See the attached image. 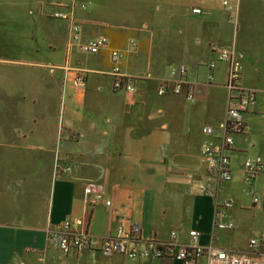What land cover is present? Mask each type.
Listing matches in <instances>:
<instances>
[{
    "label": "crops",
    "instance_id": "0c3cea01",
    "mask_svg": "<svg viewBox=\"0 0 264 264\" xmlns=\"http://www.w3.org/2000/svg\"><path fill=\"white\" fill-rule=\"evenodd\" d=\"M237 4L232 24L223 0H0V264H185L96 249L64 254L47 230L74 217L98 236L139 222L145 238L167 240L177 230L188 243L199 231L204 246L242 252L264 234V198L254 203L264 175L244 179L245 161L264 157V0ZM196 6L203 12L193 13ZM56 11L69 19L54 18ZM75 22L82 41L105 35L110 46L82 51L72 40ZM213 46L236 50L240 84L256 91L244 132L224 149L230 181H219L201 155L205 144L223 145L230 99L229 66ZM113 49L124 52V71L149 76L134 94L113 88ZM178 65L194 81L191 100L158 93ZM68 67L87 70L84 89L65 84ZM89 182L104 194L94 206L85 195ZM226 199L236 226L222 230L216 204Z\"/></svg>",
    "mask_w": 264,
    "mask_h": 264
},
{
    "label": "built area",
    "instance_id": "2783aa9c",
    "mask_svg": "<svg viewBox=\"0 0 264 264\" xmlns=\"http://www.w3.org/2000/svg\"><path fill=\"white\" fill-rule=\"evenodd\" d=\"M236 1V2H235ZM238 0H223L224 6L229 11V22L237 23ZM82 8H87V3L82 4ZM193 13H202L199 6L191 9ZM54 18L69 19L67 12L56 11ZM72 40L80 42V49L86 53H98L102 49L110 46V39L105 36H97L87 41H82V29L78 23L72 25ZM133 48H137V42L132 39L130 42ZM219 59L228 63L227 88L230 93L226 119L222 124L223 145L217 148L211 144H205L201 155L205 163L213 165L216 177L219 181H230L233 174L230 168V158L224 153V149L234 146L235 134L244 132V114L257 103L256 91L246 89L241 86L240 79L243 64L234 48H217ZM112 68L110 75L113 80L115 91H125L136 93L138 83L149 78L147 75H134L127 73L122 68L124 52L120 49L111 51ZM210 68H215L216 62H211ZM87 70L84 68L68 67L65 74V84L71 81L77 88L86 87ZM210 80H214V75H210ZM158 93L161 96L169 94L184 95L188 100L193 98L194 81L189 77V69L185 65L173 66L170 70V77L164 78L160 82ZM203 132L212 135L215 132L213 126H204ZM59 156H57V161ZM56 161L55 174L59 173V165ZM258 175H264V157L257 156L248 158L244 166L245 182L251 184ZM207 189V188H206ZM209 195L213 191L207 189ZM85 195L91 206L97 205L104 197L102 187L96 182H89L85 187ZM264 198V192H256L254 203L260 204ZM108 205L111 201L106 202ZM233 202L229 199L216 204L215 225L217 228L234 229L236 224L228 216ZM49 240L64 254L74 251L82 252L89 249L102 250L107 254L121 253L133 260H159V259H179L185 264H194L198 259L206 257L208 264H264V234L254 236L249 242V249L245 252L220 248L215 245L204 246L200 242L201 233L193 231L191 240L185 243L180 240L179 232L172 230L167 240L157 238H145L143 236L142 224L133 223L126 230L124 226L118 227L117 233L112 236H98L88 231L87 222L83 218H68L63 223L50 226L47 230Z\"/></svg>",
    "mask_w": 264,
    "mask_h": 264
},
{
    "label": "rangeland",
    "instance_id": "374dc122",
    "mask_svg": "<svg viewBox=\"0 0 264 264\" xmlns=\"http://www.w3.org/2000/svg\"><path fill=\"white\" fill-rule=\"evenodd\" d=\"M248 232H249V230H246V229H244V230L242 231V233H245V236H248V235H249Z\"/></svg>",
    "mask_w": 264,
    "mask_h": 264
}]
</instances>
